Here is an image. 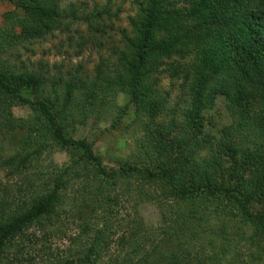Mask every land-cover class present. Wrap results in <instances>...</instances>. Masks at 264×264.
<instances>
[{"label":"trees","instance_id":"obj_1","mask_svg":"<svg viewBox=\"0 0 264 264\" xmlns=\"http://www.w3.org/2000/svg\"><path fill=\"white\" fill-rule=\"evenodd\" d=\"M3 1L15 11L5 16L9 23L0 28V130L26 133L31 142L52 137L61 146L78 147L83 151L81 163L92 166L97 176L89 188L76 187L71 205L66 202L68 190L80 174L66 176L67 170L47 184L25 176L23 187L17 186L18 194L26 195L22 200L12 198L9 187H3L0 264H24L22 236L49 224L63 227L75 210L79 222L75 221L74 236L77 231L80 235L68 237V246L57 247V255L47 257L46 264H152L156 256L154 264H223L231 252L228 230L239 234L244 226L264 230V211L253 210L254 202L264 204V0H133L135 15L129 18V28L119 30L118 45L109 32L117 30L122 8L115 7L120 0H90L92 7L89 2L71 3L70 10L61 8L64 0ZM75 25L86 28V33L75 29L81 49L93 45L98 52L110 51L92 74L81 66L65 78L52 75L43 63L36 70L27 66L29 60L11 63L7 57L10 47L28 50L26 45L44 42ZM164 75L179 89L183 107H168L159 89V76ZM50 79L54 88L64 84V92L55 99L48 94L41 99V94L48 93L44 87ZM119 92L130 96L149 126L140 141L141 164L109 169L92 144L66 136L60 119L67 118L64 112L78 96L88 110ZM208 97L232 98L239 112L238 122L222 128L219 137L205 130ZM18 106L31 107L36 116L16 119L12 110ZM43 150L0 159L1 168L9 170L6 178L14 181L30 171L33 155ZM203 153L201 159L198 154ZM226 156L233 162L230 172L235 175L257 167L239 185H221L217 172L225 170ZM163 179L168 187L157 195L151 189ZM120 189L130 197L136 194L134 219H120L121 195H115ZM147 204L159 210L156 226H149L139 214V207ZM88 209L101 212L104 226L90 243L83 244L79 239L91 230ZM121 222L127 231L116 244L130 250L129 255H110L102 261L112 244L105 242L110 236L104 233H116ZM189 225L193 226L185 232ZM180 232L184 233L179 236ZM249 255L253 259L243 264H261L257 253Z\"/></svg>","mask_w":264,"mask_h":264},{"label":"rangeland","instance_id":"obj_2","mask_svg":"<svg viewBox=\"0 0 264 264\" xmlns=\"http://www.w3.org/2000/svg\"><path fill=\"white\" fill-rule=\"evenodd\" d=\"M89 2V7H92L93 2L90 0H64L62 9L68 8L71 3H76L77 6H81ZM88 4V3H87ZM118 6L122 8L119 16V21L116 23L117 30L109 32L112 38L115 40L117 45L120 42V31L121 29L129 28V18L135 15L136 6L133 0H120L116 3L115 10ZM70 10V8H68ZM66 13H70V11ZM15 11L14 6L9 2H0V28L7 26L5 16ZM9 16V15H8ZM68 22V19L66 20ZM77 32H83L85 27L74 26L70 31H59L56 34L49 36L44 42L38 44L26 45L28 50L25 48H12L7 54V57L11 63H18L19 59H23L24 62L29 60L27 66H34V69L40 70L43 66L49 67L52 75H62L65 78H70L71 75H67L69 72H75L76 69L83 66L86 73H94L95 68L101 63L102 59H108L110 51L98 52L93 45H85V48H80V37L76 34ZM19 32V30H17ZM70 32V33H68ZM83 33H86L84 31ZM74 42L71 43V39ZM82 50V51H81ZM22 55V57H20ZM102 58V59H101ZM43 63V66L40 65ZM57 67L59 69H57ZM162 80L160 83V93L166 97L168 107L174 108L184 106L183 98L180 96L179 89L172 80L164 76H159ZM52 80L44 87L48 93H43L40 98L43 99L48 96L55 99L56 94L63 93L64 84L54 88L52 86ZM230 99H220L208 97L207 105L204 111L205 118V130L207 133L219 137L222 128L230 127L239 120V112ZM63 104H58V108L62 109ZM136 105L131 101L128 94L117 93L114 96H108L107 100L103 101L100 99V103L96 106H91L88 110H85L80 103V98L76 99L72 105H70L64 112L66 119H60V123L64 128V132L68 138L76 140H86L88 143L93 145L94 152L97 156L101 157L104 166L107 168H120L126 164L140 165L138 161V155L141 150L140 141L145 136V127L148 128L149 121L144 117L137 114ZM13 116L16 119L31 120L36 115L33 109L29 106H18L12 110ZM164 121V118L162 120ZM146 125V126H145ZM148 125V126H147ZM18 132V131H17ZM20 132V131H19ZM50 138V137H49ZM35 139V137H33ZM44 143L46 149H44ZM41 144V145H40ZM26 147V149H25ZM41 149L40 153L33 155V166L30 171L26 172L21 177H16L14 181H9L6 176L9 170L1 168L0 162V193L3 195V187L8 186V192L12 195V198L17 197L22 200L25 196L19 195L17 192V186L23 187V178L30 176L38 180L39 183H50L58 175L64 173L66 170V176H73L74 174H80L79 179H73V186L68 191L70 192L69 204L73 197L76 195V187L89 188L95 181L96 170L92 166H84L82 162L83 154L82 149L75 146H61L57 144L54 139H38L37 142L30 141L28 135L22 133H16L11 129L0 130V159H6L14 156L17 153L34 152V150ZM201 159L205 158V154H198ZM226 168L225 170L217 172L218 183L221 185L230 183L232 185H239L243 179L252 176L254 165L247 167L241 174L235 175L230 172L232 166V160L230 157L225 158ZM216 171L219 167L214 168ZM229 170V171H228ZM235 177L236 179L232 178ZM239 183V184H237ZM168 187L167 179H163L151 191L161 194L162 190ZM120 192V193H119ZM115 195L120 196V219L125 216H131V219L137 217L134 206L138 204V199L134 196H128L123 189H120ZM23 196V197H22ZM18 200V199H17ZM224 204L225 201H224ZM78 206V205H76ZM66 209H68L66 207ZM254 212L264 211V204L260 202L253 203ZM139 214L145 219L149 226H156L159 223V210L155 204H147L139 207ZM68 218V217H67ZM79 215L77 210L75 214L69 215V220H64L63 227L49 224L45 226L44 230L36 227L29 229L22 237V241L25 242V254L23 257L24 264H46L45 259L49 256L57 255V247L65 248L68 246L67 238L79 236L80 232L75 233V221H78ZM87 222L91 226V230L79 240L84 244L85 242H91L93 236L98 233L104 226L103 216L101 212H94L89 210L86 213ZM79 222V221H78ZM189 227L185 226L184 231L188 232ZM188 228V229H187ZM198 228L197 230H200ZM243 232L240 234L238 230L230 229L227 234L231 238V252L227 257L228 263L223 264H243L244 261L253 259L250 254L257 253L259 255L258 261L264 264V230L263 231H252L248 227H243ZM126 227L121 222L119 227L115 229V232L107 231L105 236H110L105 242H112L109 251L106 250L103 253L102 261H107L110 255H121V258L129 255L130 250L122 249L116 244L119 239L124 240V234L126 233ZM184 232H180L181 236ZM244 233V239H241V235ZM62 236L59 238V236ZM40 240L39 242L29 244L28 239ZM248 238V241H247ZM201 239V238H200ZM169 238L166 239L169 243ZM175 240V239H172ZM203 242L200 241V244ZM20 244H22L20 242ZM194 245H191L193 249ZM107 254V255H106ZM22 257V256H21ZM157 257V256H156ZM155 257V258H156ZM250 257V258H249ZM152 258V264L156 260ZM136 260V259H135Z\"/></svg>","mask_w":264,"mask_h":264}]
</instances>
